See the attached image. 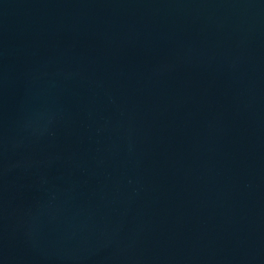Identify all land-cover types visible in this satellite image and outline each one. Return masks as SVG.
Wrapping results in <instances>:
<instances>
[{
    "label": "water",
    "instance_id": "95a60500",
    "mask_svg": "<svg viewBox=\"0 0 264 264\" xmlns=\"http://www.w3.org/2000/svg\"><path fill=\"white\" fill-rule=\"evenodd\" d=\"M0 264H264V0H0Z\"/></svg>",
    "mask_w": 264,
    "mask_h": 264
}]
</instances>
